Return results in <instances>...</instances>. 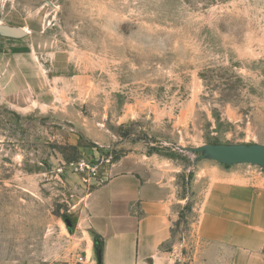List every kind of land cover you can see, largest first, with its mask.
<instances>
[{
  "label": "rangeland",
  "instance_id": "374dc122",
  "mask_svg": "<svg viewBox=\"0 0 264 264\" xmlns=\"http://www.w3.org/2000/svg\"><path fill=\"white\" fill-rule=\"evenodd\" d=\"M0 23L29 32L0 35V264L63 262L121 171L189 196L190 239L191 148L264 144V0H0Z\"/></svg>",
  "mask_w": 264,
  "mask_h": 264
},
{
  "label": "crops",
  "instance_id": "0c3cea01",
  "mask_svg": "<svg viewBox=\"0 0 264 264\" xmlns=\"http://www.w3.org/2000/svg\"><path fill=\"white\" fill-rule=\"evenodd\" d=\"M241 165L203 159L191 184L196 221L180 241L174 224L190 197L170 182L121 171L85 198L83 234L58 263L98 264L96 234L102 264H264V179Z\"/></svg>",
  "mask_w": 264,
  "mask_h": 264
},
{
  "label": "water",
  "instance_id": "95a60500",
  "mask_svg": "<svg viewBox=\"0 0 264 264\" xmlns=\"http://www.w3.org/2000/svg\"><path fill=\"white\" fill-rule=\"evenodd\" d=\"M28 34V31L19 26L0 23V35L11 38H20ZM194 152L201 153V157L220 162L225 165L254 164L264 168V144L262 143H234V144H204L191 148ZM68 226L69 219H65ZM93 236L94 255L98 264H102L103 244L96 234Z\"/></svg>",
  "mask_w": 264,
  "mask_h": 264
},
{
  "label": "built area",
  "instance_id": "2783aa9c",
  "mask_svg": "<svg viewBox=\"0 0 264 264\" xmlns=\"http://www.w3.org/2000/svg\"><path fill=\"white\" fill-rule=\"evenodd\" d=\"M78 262H79V263H83V262H84V257H83V256H79V258H78Z\"/></svg>",
  "mask_w": 264,
  "mask_h": 264
},
{
  "label": "trees",
  "instance_id": "16d2710c",
  "mask_svg": "<svg viewBox=\"0 0 264 264\" xmlns=\"http://www.w3.org/2000/svg\"><path fill=\"white\" fill-rule=\"evenodd\" d=\"M99 238H100V236L99 235H97ZM101 239V238H100ZM102 241V240H101ZM102 244H103V241H102Z\"/></svg>",
  "mask_w": 264,
  "mask_h": 264
}]
</instances>
